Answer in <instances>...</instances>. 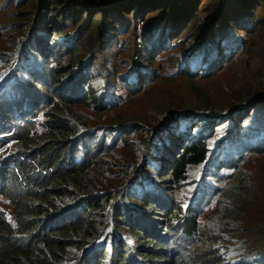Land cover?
Segmentation results:
<instances>
[{
	"label": "trees",
	"instance_id": "obj_1",
	"mask_svg": "<svg viewBox=\"0 0 264 264\" xmlns=\"http://www.w3.org/2000/svg\"><path fill=\"white\" fill-rule=\"evenodd\" d=\"M47 1L29 34L36 0H0V199L10 205L0 208V264H264L250 240L231 235L247 234L240 225L248 202L264 196V161L261 170L239 166L245 156H264V95L248 77L252 54L264 48V0H229L240 14L224 11L223 24L217 15L200 35L204 0H125L105 9ZM148 18L145 70L132 80L107 70L102 79L90 63L110 54L112 33ZM176 39H200L173 73L202 106L160 105L165 120L153 104L148 120L123 113L117 88L128 101L150 92L159 79L154 64ZM235 58L242 70L234 84L205 85ZM220 89L228 90V110L209 116ZM124 142L139 156V172L130 202L114 203L109 171L126 168ZM211 168L226 172L223 188L208 184ZM115 179V187L125 180ZM208 190L217 203L201 220Z\"/></svg>",
	"mask_w": 264,
	"mask_h": 264
},
{
	"label": "rangeland",
	"instance_id": "obj_2",
	"mask_svg": "<svg viewBox=\"0 0 264 264\" xmlns=\"http://www.w3.org/2000/svg\"><path fill=\"white\" fill-rule=\"evenodd\" d=\"M71 1V2H69ZM125 0H66V5L70 6L75 3H79L86 7L90 8H102L107 7H119L121 3ZM162 2H173L176 4L186 3L193 0H161ZM229 0H204L203 5L198 9L197 21L195 32L199 35L204 33L206 28L211 23V20L217 15L219 17L218 23L220 25L224 22V11H228L229 14H240V10L236 3H233L231 6H228ZM48 4L47 0H36L35 7L28 11L30 18L28 20V31L29 34H34L38 28L41 26L39 17L41 14V9ZM47 12H50L52 16H55V12L48 9ZM46 14V13H45ZM5 17V14L0 11V17ZM259 17H264V3L262 8L258 11ZM35 20V24L32 25V21ZM217 23V24H218ZM151 30L150 19L145 20V22H138L131 28L121 32L117 35V31L113 32L111 38H109L106 44L110 40H115V44L112 45L110 54L102 53V58L99 62L90 63L93 64L97 73H99L102 79L106 78V71L110 70L112 75L125 74L127 77L132 80L138 70H145L140 61V55L144 47L145 37ZM4 31L3 25L0 24V35ZM200 39L195 40L190 43H181L178 39L172 41L169 45L168 53L163 54L156 63L154 67H157V72L159 79L153 84V89L143 95H139L128 101L124 95L117 88L115 94L117 99L122 103L121 108L122 112H129L132 116L133 114H138L140 118L144 120L149 119L148 112L152 109V104L154 105V114H158L156 118L161 117L165 118L163 109H160V105H169L174 110L184 111L188 106V103H192V106L200 107L203 102L197 104L195 98L191 95L187 84L183 81H180L174 75V67L178 64V61L185 56L191 48H193ZM82 40L80 39L79 42ZM1 42V40H0ZM4 44V42H2ZM258 44L257 46H259ZM263 47L264 44L262 43ZM262 47V48H263ZM261 50V49H260ZM170 56V57H169ZM81 57L83 65H87L88 61L86 59L87 53L85 48L82 49ZM236 59L229 65L227 73H224L218 80L213 83L205 82L207 87H214L217 85H223L227 83L228 85L233 83L234 78L239 75L242 70V66L238 65L236 67ZM108 68V69H107ZM250 71L248 77H253L252 82L254 86L264 95V48L262 51H255L250 60H249ZM106 81V80H105ZM249 81V80H248ZM250 82V81H249ZM251 84V83H250ZM228 90H219L217 94L213 96V99L208 102L206 105L207 112L205 114L212 116L217 112H224L228 110V102L226 101L225 93ZM196 111L201 110L197 109ZM202 111V110H201ZM157 112V113H156ZM155 118V119H156ZM155 119L153 121H155ZM165 120V119H164ZM102 121V120H100ZM159 125V128H161ZM10 147V144L7 145ZM120 157L126 168H121L117 171H109L114 179L111 181V190H114V203L119 202V198H123L130 202L128 198L130 190L136 186V174L139 172V156L134 152L132 146L124 142V146L120 149ZM223 158V157H222ZM264 161V156H245V159L239 165L241 168L246 169H258L261 170ZM212 177L208 179V184L216 187H224L226 184L227 176L224 170L217 171L215 168H211L210 171ZM133 173V174H132ZM261 176L264 178V168L261 170ZM193 174V173H192ZM118 176H123L125 178L124 182L115 187V178ZM109 182V181H108ZM106 186H109L108 184ZM106 188V187H105ZM234 188L236 190L242 189V184L237 183ZM203 201L205 202L201 208V220H204L208 215L213 211L216 206L217 199L216 196H210L209 190L204 195ZM240 201V200H239ZM240 204H242L240 202ZM249 209L247 210L246 215L242 220L240 225L242 228H249L251 233L244 235L241 231L236 233H231L233 239H237L236 242L248 243L249 240L251 243L250 251L252 254H255L256 257L264 256V222L257 224L259 220L264 218V196L261 195L259 198L251 199L248 202ZM0 208L5 211L10 209L9 203L5 199H0ZM239 228V227H237ZM240 229V228H239ZM241 230V229H240ZM240 244V243H239Z\"/></svg>",
	"mask_w": 264,
	"mask_h": 264
},
{
	"label": "built area",
	"instance_id": "obj_3",
	"mask_svg": "<svg viewBox=\"0 0 264 264\" xmlns=\"http://www.w3.org/2000/svg\"><path fill=\"white\" fill-rule=\"evenodd\" d=\"M69 2H71V1H69Z\"/></svg>",
	"mask_w": 264,
	"mask_h": 264
}]
</instances>
